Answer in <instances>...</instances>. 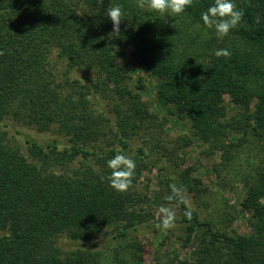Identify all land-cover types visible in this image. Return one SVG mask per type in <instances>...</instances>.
<instances>
[{
	"label": "trees",
	"instance_id": "trees-1",
	"mask_svg": "<svg viewBox=\"0 0 264 264\" xmlns=\"http://www.w3.org/2000/svg\"><path fill=\"white\" fill-rule=\"evenodd\" d=\"M138 2L0 0V264L137 263L138 242H121L144 221L137 206L145 194L135 185L155 164L142 148L132 152L129 139L152 114L124 53L153 78L155 103L183 120L209 153H220L216 177L249 187L239 202L250 214L249 231L232 234L199 218L164 172L166 199L180 208L185 238L197 247L191 261L161 264H264V0H234L244 16L219 39L201 20L213 0H194L163 19ZM117 4L125 16L113 34L105 13ZM221 48L231 55L212 54ZM105 91L129 114L114 104L115 142L95 146L111 119L95 106ZM225 101L240 109L227 116ZM10 125L38 133L53 126L58 136L25 133V154L6 142ZM117 153L135 163L124 191L109 179L107 161ZM181 182L201 191L197 178ZM100 232L115 245L85 249ZM63 240L73 244L69 250Z\"/></svg>",
	"mask_w": 264,
	"mask_h": 264
},
{
	"label": "rangeland",
	"instance_id": "rangeland-1",
	"mask_svg": "<svg viewBox=\"0 0 264 264\" xmlns=\"http://www.w3.org/2000/svg\"><path fill=\"white\" fill-rule=\"evenodd\" d=\"M51 66L55 67L54 54L51 55ZM127 61L128 68L134 78H139L137 91L148 106L152 116L143 118L136 133L129 139L132 152L142 148L148 153L149 165L144 169L136 182V188L145 194V200L137 206L143 214L144 221L136 225V230H130L122 245L136 240L139 245L136 264H161L170 260L176 262L193 260L196 252L194 239L187 240L183 231V222L180 221V208L175 202L167 200L163 183L164 172L178 183L181 197L187 206L197 212L199 218L210 219L219 230L232 234H245L249 231L250 214L240 209L239 202L249 187L239 181L224 182L216 177L214 164L220 159L219 152L209 153L207 144L190 135L189 128L183 120L169 114L164 107L155 103V88L152 77L134 65L127 53L121 56ZM54 62V63H53ZM92 75L91 69L85 71ZM136 82V81H135ZM96 108L103 112L105 117H110L109 123L100 131L96 145L105 146L114 140V104H118L122 112L129 114L126 105L120 103L118 97L109 91L98 94ZM226 115L240 109L239 106L225 101ZM55 127L51 126L45 132L38 133L26 126L13 125L7 127L6 142L26 154L25 133L31 134L41 140L58 136ZM238 133V132H237ZM235 138V133L231 134ZM162 168V169H160ZM56 171L66 170L65 167L55 166ZM188 175V181L193 178L199 180L201 191H193L181 177ZM171 213V216L169 215ZM169 226H165V225ZM113 226L106 227L110 231ZM110 236L100 232L95 239L87 243L85 249H99L107 251ZM63 247L69 250L73 245L68 240H63ZM125 243V244H124ZM120 244V245H121Z\"/></svg>",
	"mask_w": 264,
	"mask_h": 264
},
{
	"label": "clouds",
	"instance_id": "clouds-1",
	"mask_svg": "<svg viewBox=\"0 0 264 264\" xmlns=\"http://www.w3.org/2000/svg\"><path fill=\"white\" fill-rule=\"evenodd\" d=\"M194 0H139L138 6H145L163 19L166 16H179L191 7ZM113 25V34L120 31V22L124 19L122 6L117 4L107 8L105 13ZM244 16L243 9L236 6L234 0H213L205 11L201 12V20L205 29H213L217 38L227 36L230 30L240 24ZM259 22V18H257ZM216 57H229L231 53L226 48L216 49L212 52ZM108 167L112 169L110 183L118 191H124L131 184L134 175L135 163L122 153L115 154L107 161ZM171 216V213H169ZM166 227L169 225H165Z\"/></svg>",
	"mask_w": 264,
	"mask_h": 264
}]
</instances>
